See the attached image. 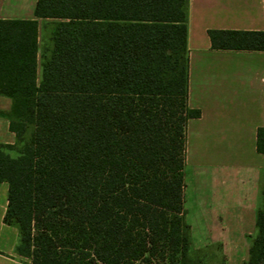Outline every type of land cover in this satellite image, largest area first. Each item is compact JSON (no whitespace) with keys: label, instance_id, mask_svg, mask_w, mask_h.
I'll return each mask as SVG.
<instances>
[{"label":"trees","instance_id":"1","mask_svg":"<svg viewBox=\"0 0 264 264\" xmlns=\"http://www.w3.org/2000/svg\"><path fill=\"white\" fill-rule=\"evenodd\" d=\"M0 20L5 223L31 264H207L186 221L189 0H38ZM216 50L264 51V31H209ZM29 139H25L26 134ZM264 153V128L258 130ZM18 150L16 156L12 152ZM263 206L246 264H264Z\"/></svg>","mask_w":264,"mask_h":264},{"label":"crops","instance_id":"2","mask_svg":"<svg viewBox=\"0 0 264 264\" xmlns=\"http://www.w3.org/2000/svg\"><path fill=\"white\" fill-rule=\"evenodd\" d=\"M38 0H0V20L38 21V76L44 26ZM264 31V0H189V107L186 221L192 253L207 264H246L263 206L264 51L216 50L209 31ZM12 100L0 95V144L15 145ZM9 185L0 184V264H28L16 253L19 230L5 223ZM144 264V263H136Z\"/></svg>","mask_w":264,"mask_h":264},{"label":"rangeland","instance_id":"3","mask_svg":"<svg viewBox=\"0 0 264 264\" xmlns=\"http://www.w3.org/2000/svg\"><path fill=\"white\" fill-rule=\"evenodd\" d=\"M30 133H31V131H29V132L26 134V136H25V139H26V140L29 139V134H30ZM11 154H12V156H16V155L18 154V150H15V151L12 152ZM192 257L198 259L199 256H198L197 253H193V254H192ZM28 261H29L28 264H31L30 260H28ZM24 264H27V263H24Z\"/></svg>","mask_w":264,"mask_h":264}]
</instances>
